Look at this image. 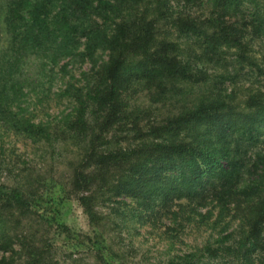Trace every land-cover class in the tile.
<instances>
[{
    "label": "trees",
    "instance_id": "1",
    "mask_svg": "<svg viewBox=\"0 0 264 264\" xmlns=\"http://www.w3.org/2000/svg\"><path fill=\"white\" fill-rule=\"evenodd\" d=\"M193 4L207 7L205 19L190 16ZM0 22L9 37L0 42V122L9 129L33 142L52 139L46 125L13 110L28 79L22 64L31 58L54 65L63 59L65 70L92 66L87 93L72 95L71 127L97 129L90 145L110 146L102 155L113 165L134 159L109 137L125 84L204 88L190 108L146 125L159 141L135 145L150 159L133 165L127 189L143 174L153 212L165 209L161 201L171 196L204 208L264 193V0H0ZM90 107L103 112L100 124L89 118ZM82 201L95 217L88 199ZM33 203L20 188L0 186V264H58L49 240L6 228L16 212L25 223ZM263 223L264 215L250 233L264 231ZM260 261L249 257L245 264Z\"/></svg>",
    "mask_w": 264,
    "mask_h": 264
},
{
    "label": "rangeland",
    "instance_id": "2",
    "mask_svg": "<svg viewBox=\"0 0 264 264\" xmlns=\"http://www.w3.org/2000/svg\"><path fill=\"white\" fill-rule=\"evenodd\" d=\"M188 9L190 16L206 18L204 5ZM0 36L3 45L9 37L1 22ZM254 50L259 53L263 48ZM99 58L105 60L106 55ZM64 64L63 59L54 65L35 58L22 64L28 79L13 109L46 125L50 142H33L0 122V186L20 188L34 202L33 215L24 218L25 223H19L20 212H16L6 228H22L49 240L56 245L53 258L58 264H245L255 256L264 262V231L250 233L264 215V211L258 213L264 193L204 208L171 196L161 201L165 209L153 212L147 209L153 201L139 179L143 174L134 175L133 191L127 189L133 165L150 159L138 153L135 145L142 140L159 141L147 134L146 125L190 108L204 88L125 84L109 137L116 141V148L130 149L134 159L113 165L102 155L110 146L90 145L97 129L84 133L71 127L76 114L72 95L87 93L93 82L92 66L75 63L65 70ZM103 115L89 108L92 121L100 124ZM120 186L123 193L117 189ZM83 198L95 217L88 216ZM3 255L0 252V259ZM5 255L10 257L9 252Z\"/></svg>",
    "mask_w": 264,
    "mask_h": 264
}]
</instances>
